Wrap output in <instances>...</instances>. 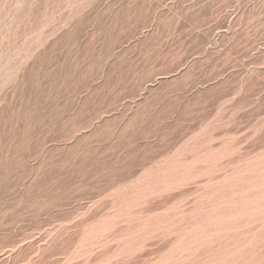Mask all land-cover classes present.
<instances>
[{
	"label": "rangeland",
	"instance_id": "1",
	"mask_svg": "<svg viewBox=\"0 0 264 264\" xmlns=\"http://www.w3.org/2000/svg\"><path fill=\"white\" fill-rule=\"evenodd\" d=\"M0 264H264V0H0Z\"/></svg>",
	"mask_w": 264,
	"mask_h": 264
}]
</instances>
